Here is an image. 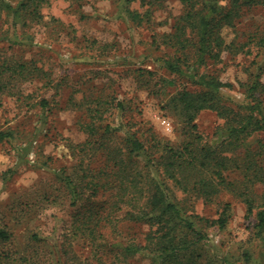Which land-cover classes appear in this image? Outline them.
<instances>
[{
  "label": "rangeland",
  "instance_id": "obj_1",
  "mask_svg": "<svg viewBox=\"0 0 264 264\" xmlns=\"http://www.w3.org/2000/svg\"><path fill=\"white\" fill-rule=\"evenodd\" d=\"M19 1L0 0V63L35 65L45 77L32 71L19 84L20 94L0 93V264H154L148 257L121 253L126 244L147 243L154 228L137 219L136 209L126 216L129 209L116 203V190L106 189L110 185L96 195L86 187L92 180L104 183L110 169L101 152L90 156L82 150L91 137L85 128L98 134L110 128L113 144L123 143L122 133L128 131L150 146L161 140L177 147L188 126L176 96L182 89H200V75L229 84L222 90L223 104L235 106L244 97L250 74L264 61V5L243 6L220 30L226 46L220 60L195 69L194 47L180 50L168 37L185 12L180 0H134L129 7L141 21L123 16L120 0H41L40 17L26 8L15 15L5 8L6 3L16 8ZM195 4L197 10L214 4L222 11L227 0ZM190 27L187 36L193 35ZM175 57H187L182 72L163 67ZM42 99L48 102L45 109L38 104ZM194 123L202 141L220 147L225 137L215 111L202 110ZM258 141L264 142V131L244 144L255 150ZM161 147L153 148L157 155ZM256 159L264 167V152ZM87 167L97 170L84 177ZM98 170L104 174L97 176ZM225 174L237 183L243 180L239 171ZM66 177L81 194L75 203ZM245 184L254 194L253 213L228 191L210 202L187 195L184 208L194 213L191 220L204 237L197 239L175 220L171 238L188 246L164 264H264V233L257 236L254 227L256 213L264 209V179ZM225 203L230 204L228 221L219 228L211 223ZM90 208L89 231L78 213ZM152 238L148 249L155 247L157 238Z\"/></svg>",
  "mask_w": 264,
  "mask_h": 264
},
{
  "label": "trees",
  "instance_id": "obj_2",
  "mask_svg": "<svg viewBox=\"0 0 264 264\" xmlns=\"http://www.w3.org/2000/svg\"><path fill=\"white\" fill-rule=\"evenodd\" d=\"M120 1L123 16L141 21L142 16L129 7L134 0ZM180 1L185 6V12L175 25V34L168 35V37L172 38L180 50H184L187 46L194 47L195 69L198 65H204L209 60L213 62L220 60L221 53L226 48L220 30L233 23L243 6H254L258 3L264 5V0H227V6L222 11L214 4L205 5L203 9L197 10L195 6L197 0ZM40 5L41 0H20L16 8H12L7 3L5 8L14 15L19 10L26 8L33 17L35 15L40 17ZM188 25L193 30L191 36L184 34ZM260 41L264 44V38ZM184 59L175 57L173 60H166L163 67L172 73L182 72V66L186 64ZM7 69L10 70L9 74H6ZM32 71H37L36 76L41 74L42 78L45 77L44 70L38 66L30 67L24 62L9 63L4 59L0 63V93L16 90V93L20 94L22 88L19 84L25 81L26 75ZM262 73H264V61L257 64L255 72L250 74V80L244 85L242 92L244 97L240 102H235V106L223 104L224 93L222 90L229 84H223L214 78H206L204 75H200L196 82L200 89L196 91L182 89L178 92L176 96L178 106L188 127L183 129L185 134L177 147L169 142L162 144L161 140L155 141L150 146L134 135H129L128 131L122 133L125 137L123 143L113 144L114 138L109 134L111 136L114 134L110 128H105L101 134H98L96 128H85L91 137L82 145V150H87L90 156L101 152L107 163L106 167L110 169V175L105 174L110 178L105 179L104 183L92 180L91 185L86 187L91 189V194L96 195L105 187L104 185H110L106 189L114 188L116 190L112 194L116 203L129 209L125 215L131 216L134 211L131 209H136L137 219L154 228L151 234H153L152 237L157 238L153 249H148L149 242L153 241L150 235L146 238L148 244L145 243L143 246L126 244L121 248L123 255L148 257L154 264H164L166 260H170L177 251L188 246L187 243L181 244V240L175 242L171 238L175 220L183 224V228L186 230L194 232L197 239H202L204 235L195 229L194 222L191 220L194 218V213L192 211L188 213L184 208L185 203H189L186 199L187 195H194L210 202L220 193L228 191L233 196L241 197L242 202L247 206V212L253 213L255 199L250 196L254 194L249 191L248 185L243 184L246 181H262L264 179V167L256 159V156H260L264 152V142L258 141L257 148L253 150L247 146L248 144H244V140L255 133L264 131ZM47 83L50 85L49 82ZM38 104L45 109L48 102L42 99ZM118 106L122 108L119 103ZM205 109L215 111L222 120L219 129L225 138L218 148H212L210 144L202 141L201 135L196 131L195 117ZM112 129L117 130V128ZM161 145V151L157 155L153 148L157 149ZM225 146H230V149L223 150L222 147ZM239 148L243 150L235 152ZM95 170L97 169L87 167L82 172L83 176L86 177ZM229 170L239 171L243 180L237 183V179H229L225 174ZM101 174L104 172L98 170L96 175L101 176ZM65 179L71 188L72 202L75 203L81 199V194L73 185L71 177ZM141 201L143 205L136 206ZM229 209L230 204L225 203L219 216L211 224L223 228L228 221ZM92 210L91 208L83 209L78 213L83 228L89 231L91 229L86 225L87 219L92 218ZM195 217L197 220L201 219L209 223L206 218L199 215ZM254 227L257 236L264 233V209L256 213ZM167 237H170L169 242L164 244L163 239Z\"/></svg>",
  "mask_w": 264,
  "mask_h": 264
}]
</instances>
